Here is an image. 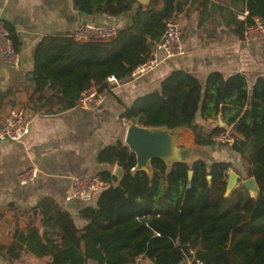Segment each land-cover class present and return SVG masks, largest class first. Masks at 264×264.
I'll return each mask as SVG.
<instances>
[{"label":"trees","instance_id":"16d2710c","mask_svg":"<svg viewBox=\"0 0 264 264\" xmlns=\"http://www.w3.org/2000/svg\"><path fill=\"white\" fill-rule=\"evenodd\" d=\"M248 10L241 30L255 17L264 20V0H237ZM200 3L201 27L208 19L210 0H74L75 8L91 17L127 15L131 22L111 42H76L70 35L48 38L35 51V90L32 110L58 115L78 106L81 95L95 86L109 90L108 78H131L153 57L169 22L191 17ZM18 50L19 39L7 25ZM243 35V33H242ZM206 123L198 122V117ZM145 127L189 129L195 144L215 147L214 136L230 128L229 149L239 155L259 188L257 196L241 183L228 194V161L199 159L178 163L152 162L154 175L131 174L136 157L121 142L98 155L102 164L121 166L126 175L117 186L111 171L100 174L108 186L96 206L81 211L87 226L80 230L68 211L45 199L38 205L42 225L31 222L16 229L14 242L0 246L9 261L24 252L50 258L47 264H135L146 257L153 264H264V77L250 89L247 77L225 78L219 72L203 84L196 76L175 71L160 88L125 106L121 116ZM193 178L189 183V172Z\"/></svg>","mask_w":264,"mask_h":264},{"label":"crops","instance_id":"0c3cea01","mask_svg":"<svg viewBox=\"0 0 264 264\" xmlns=\"http://www.w3.org/2000/svg\"><path fill=\"white\" fill-rule=\"evenodd\" d=\"M199 10L200 3H196L191 17L180 22L184 31L183 56L165 59L163 54H158L159 64L154 70L136 79L109 84L102 105L96 111L77 106L58 115H48L32 110L36 49L48 38L71 35L82 23L93 21L119 31L130 24L131 18L81 14L74 0H0V21L17 34L20 56L15 67L6 66L0 57V126L16 107H24L31 122V132L23 141L0 140V246L13 244L16 229L25 230L31 222L42 225L37 208L45 199L68 211L80 230L87 226L81 211L96 206L100 194L90 201H68L73 180L100 176L105 171L113 173L116 166L102 164L97 158L105 147L124 144L130 125L121 119L125 106H132L138 98L158 90L173 72L185 71L203 84L215 72L225 78L241 74L247 77L250 89L264 77V41H242L240 25L249 16L245 5L237 0H210L208 19L202 27ZM32 74L33 80L29 79ZM198 122L209 128L214 126L200 116ZM183 130L182 140L190 143L184 140L187 135L195 142L194 133ZM224 148L216 144L204 149L206 156L212 153L214 161L233 164L229 174L235 172L241 177L239 187L247 177V169L239 155ZM31 166L39 169V177L21 186L18 176ZM49 261L50 258L24 252L19 260L12 262L0 254V264H47ZM186 263L192 264L191 261ZM135 264L153 263L140 257Z\"/></svg>","mask_w":264,"mask_h":264},{"label":"built area","instance_id":"2783aa9c","mask_svg":"<svg viewBox=\"0 0 264 264\" xmlns=\"http://www.w3.org/2000/svg\"><path fill=\"white\" fill-rule=\"evenodd\" d=\"M118 33L119 31L112 26L101 25L91 21L80 24L70 37L80 43H107L115 40ZM242 41L244 43L263 42L264 20L255 17L252 23L247 24L242 35ZM158 54H163L165 59L176 58L185 54L184 31L180 22H169L165 36L156 44L153 57L136 68L133 71L131 78L136 79L154 70L159 64ZM0 57L3 60V63L8 67L18 66L20 61L19 52L16 49L11 32L3 21H0ZM107 82L109 84L120 83L115 77L108 78ZM103 97V94L100 93L98 88L93 86L81 95L78 106L96 111L101 107ZM30 132L31 122L27 117L24 107H16L12 109L6 120L0 126V140L21 142ZM214 141L219 146H231L235 139L230 136L229 131H225L215 135ZM38 177L39 169L35 166H31L19 174L18 181L21 186H27L35 182ZM107 186L108 185L102 181L99 176L77 177L73 180L68 201H90L96 195L101 194Z\"/></svg>","mask_w":264,"mask_h":264},{"label":"water","instance_id":"95a60500","mask_svg":"<svg viewBox=\"0 0 264 264\" xmlns=\"http://www.w3.org/2000/svg\"><path fill=\"white\" fill-rule=\"evenodd\" d=\"M142 5H146L148 0H138ZM29 79L33 80L34 75H30ZM221 128L227 130L229 127L219 120ZM184 135L183 129H169L167 127L152 128L145 127L139 124L131 123L126 132L124 140L125 146L136 157V166L132 169L131 174H136L145 171L149 176H153L152 162L154 160H162L165 162L168 171H170L175 164H192L199 159H205V147L197 144L186 143L182 140ZM126 172L123 167L116 166L113 171V176L117 179L118 186L124 179ZM189 183L193 178V172H189ZM241 177L232 172L228 181V194H231L240 183ZM245 185L254 196L259 193L256 180L249 178L244 180ZM182 264H187L186 261Z\"/></svg>","mask_w":264,"mask_h":264},{"label":"rangeland","instance_id":"374dc122","mask_svg":"<svg viewBox=\"0 0 264 264\" xmlns=\"http://www.w3.org/2000/svg\"><path fill=\"white\" fill-rule=\"evenodd\" d=\"M218 134H220V133H216V135H218ZM184 140H185V141H191L190 143H191L192 145L195 144V142H194V138H192L191 136H187V135H185V136H184ZM220 146H223V147H225L224 149H227V148H229L230 145H220ZM211 155H212V153L210 152V153H208L207 156H206V154H205L204 157H205L206 160H208V159L213 160L214 157H211ZM218 157H219V156H218Z\"/></svg>","mask_w":264,"mask_h":264}]
</instances>
